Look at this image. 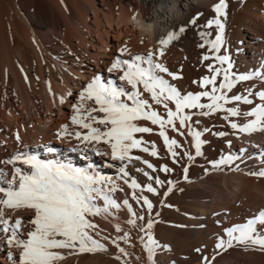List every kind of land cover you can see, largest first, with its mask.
<instances>
[{"label":"bare ground","instance_id":"bare-ground-1","mask_svg":"<svg viewBox=\"0 0 264 264\" xmlns=\"http://www.w3.org/2000/svg\"><path fill=\"white\" fill-rule=\"evenodd\" d=\"M67 1L68 0H0V91L6 89L3 91H7V94H5L7 96L9 95V100L11 99L10 101H8V99L7 101L5 99L3 102L1 101L0 109L4 108V106L16 107V105L19 106V104L24 102L25 96L29 93L28 84L32 86V92L34 94L33 101L31 102L32 109H38L39 104L43 102V98L38 95L39 92L36 89L37 86H40L39 80L41 79H39L37 75L39 71H43L60 80L57 71L54 69L53 64L48 61V57L44 55V51L41 49L42 47L40 45L43 46L46 52L48 51L50 54H53L52 56H57V58L61 59L69 57L73 58L75 61L77 60V55L67 44L62 41L54 44L51 41L52 37H55L54 35L63 33L67 29L54 8L55 6L53 3L57 2L59 3V7L63 8L65 7L63 5H65ZM112 1L114 2L116 0ZM117 1L120 2L119 4L125 2L127 5V8L121 7L120 12H117L121 21L135 18V24L140 27L137 36H143L146 38L150 46H157V50L161 48V45L159 44V39L161 37L166 36L169 31H179L181 25L192 20L194 17H196L197 20L199 19V21L201 20L202 23L206 25L209 19L215 17L216 14L213 10V5L218 3V0ZM226 2L228 4L226 10L227 17H221V20L225 25L224 30L230 24H235V27L233 28H236V23L239 22L241 24V27L239 28L241 29L237 36H239L241 41L247 43L254 41V44L257 43L256 40H262L263 42L264 0H226ZM93 11L96 14V10L93 9ZM109 12L110 14H113L112 10ZM69 15L71 19L75 22L77 21L74 12L70 9ZM210 28H212V31H217L215 25H212ZM41 32L44 34L43 43H39L41 40H37L40 35H42L40 34ZM60 35L62 38V34ZM61 38L60 40H64ZM143 42H146V40ZM170 44H172V42ZM170 44L167 46H171ZM251 46L245 45V48ZM252 48L256 50L252 52V55L255 56V53H258L260 54V58L263 59L262 55L264 53H260V49L258 50L257 47ZM173 49L174 48L171 50L174 51L176 48ZM167 51H170L169 47H165L164 52ZM229 53L227 54L229 55ZM223 55H225V53H223ZM186 56L187 55L183 57L177 54L174 61H171L172 63L169 64V66L174 68L173 70H175V72H179L178 70L182 71L183 74L180 75L182 78L179 81H172L171 78L168 79V77L166 79L176 85L178 89L182 90V93L188 91L195 93L205 90L200 88L198 83H194V80L198 82L202 77L210 75V71H204V66L201 68L198 64L196 67L194 62L188 59L190 56H188V58ZM249 61L254 62V59L249 58ZM231 62L233 63L231 70L235 73H247L252 69V65L249 63L244 65L238 64L239 58L235 54L232 56ZM192 63L195 66H191ZM261 64H264V60ZM223 67L226 68L227 64L223 65ZM201 69L203 70L202 73L200 72ZM218 79H222V76L218 77ZM14 85H16L17 90L8 91V88H12ZM210 87L211 86H209V88ZM246 88H252L253 92L258 91L264 88V81L254 78L251 81L243 82L233 89V93L246 94ZM231 94L232 93H230V95ZM251 98L254 103L259 102L258 98ZM150 99L151 97L149 96L148 100L152 105V108L161 116L166 117V110L163 105H157L154 107L152 104L153 101ZM201 102L207 103L208 100L207 98H202ZM167 103L168 107L173 110L175 109V105L172 102L168 101ZM235 105L236 102H230L226 107ZM239 107L241 111H245L252 106L241 103ZM186 111L196 112L193 119L199 121V123L192 124V127L194 130L201 131L202 139L206 141L201 147V155L199 156L195 155L194 148H190L192 146V137L188 134L187 127L180 128L178 121L176 122V127L180 128V132L174 131L170 126L166 128L169 138L176 139L179 144V147L174 148L178 153L175 158L170 155L168 148L164 144L163 138L159 136V126L153 125L151 121L148 120H143L142 126L149 127L152 131L138 134L137 138H142L145 142L142 146H147L149 148L152 147V142H154L155 148L158 152L157 156H152L149 152H144L139 148L140 152L138 154L130 155L133 157L139 156L141 157V160H132L129 163L128 161H113L111 159V153L105 152L99 155L100 159L98 164L95 163L96 160H94L91 155H87V157L84 156L82 158L84 162L76 160L72 157L75 153L74 145H66L67 148L64 151L65 157L61 160L70 162L74 166L78 164L77 167H89V164L87 166L88 162L95 163V167H92L93 165L91 166L93 170L110 177L114 181L120 179L126 184L127 188L125 187V190L119 191L120 193L118 195L112 194L113 198L118 202L127 199L132 206V211L135 212L137 216H144L145 220L137 219L135 225L128 224L126 221L130 218V213L127 207L121 204V207L118 210H113L115 212L114 217L108 216L107 218L104 217L105 219L103 218L107 221V224H105L104 221V223L101 221L102 224H98V221L93 219L94 223L100 230L98 234L95 232L96 234L93 236L105 245L106 250L75 253L72 255H67L68 250H58L63 252L66 256V259L60 261L59 264H134L137 263V261L139 264L242 263V258L240 259L242 255L240 256L238 254L240 257L235 255L233 258L236 259L233 261L230 259L231 256L227 254L221 255L220 253L223 249H217V240L218 238L222 237L224 239L226 237L224 231L226 228L235 224L245 223L248 219L253 218L261 209H264V198L260 199L258 205H256V203L255 206H253V211L251 210L252 213L249 214V212H247L248 216L246 218L237 217L235 219L220 221V217H213L212 221L207 223L206 218L212 216L213 214L211 211L216 208L218 209L219 206H228L232 208L233 203L239 204V209L245 212L247 205L246 200H248V198H253L254 195L258 196L259 192L264 191V175H259L261 171H264V132H256L252 134L238 133L232 135L231 133H233L234 130L231 129L229 120L241 122L248 119L247 117H230L229 120H225L224 117L226 113L223 111L213 113L209 116L199 115V110ZM1 116H3V113ZM40 126L44 128L45 125L40 123ZM22 128V131L24 132L22 134L25 138L23 148L29 152L30 147L34 146L35 149L38 150L41 141L39 133L44 132L46 129H40V127H37L30 130L29 128H24V126ZM205 128L210 129L211 131L204 132L203 130ZM217 131H224L229 133V135L220 137L215 135ZM181 132L183 135L180 134ZM63 135L64 134H62V136ZM140 135H142V137ZM228 140L232 141L231 146L227 143ZM43 143H46L48 148L50 147L53 149L52 152L46 151V154L48 155H44L43 159L51 160L52 157L56 158L55 153L59 155L60 152L63 151L61 149L62 147H54L45 140ZM15 147L16 146H14L13 149ZM85 148L92 150L88 147ZM241 149H244V151L241 152ZM185 153H190L194 159L190 161L188 157L184 155ZM228 153L238 156L239 158L235 159L231 164L213 167V164L211 163L212 161H216L220 159L221 156ZM60 158L61 157H58V159ZM143 160H147L153 164L155 170L147 168L143 163ZM125 165L129 172L128 177H122V174L119 172V168ZM162 165H167L172 171H161L160 168ZM23 167H25V165H23ZM185 167L188 168L187 174L184 172ZM137 169H143L153 177L158 176L164 181V184L156 185L154 180H149L143 172L137 171ZM185 175L188 177L187 180L184 179ZM133 178L142 185L153 183V186L157 188V192L153 194L145 190L141 193L140 190L132 189L129 185ZM126 180L128 183L125 182ZM169 181H172L173 183L170 185L168 183ZM169 187H172V191L165 196L164 193L167 192ZM134 191L136 192V195H147L152 201L153 209L150 214L146 207L143 206L142 202L138 203L133 198L132 194ZM188 192L192 193V195L186 196ZM173 193L183 196L186 201H184L185 204L183 203L185 205L184 209H180L183 215L181 216L182 218L179 217L180 219L178 218V220L174 222L173 228H170L171 230L173 229V231L170 229V231H168L166 228L168 232L166 233L167 235H165L166 231L164 230L166 229H162V225L158 223L160 221V216L157 215V213L159 214L163 209L168 208L169 205L171 207L169 196ZM161 201H163V203H161ZM12 212L14 213L11 214ZM7 213L9 214L7 217H11L13 220L17 217H21V214H26L25 216L27 217L24 219L26 228L29 227L28 220L31 218L30 216L34 215L32 210L26 208L22 210L6 209L5 215ZM148 219L154 221L151 232L154 239L160 244V248L156 249L151 256L141 239V237H143L144 240L147 239L145 233L141 231V228L145 225ZM117 224L120 226V231H117L115 228V225ZM258 229L260 230V226H258ZM175 232H177L180 238H182V242L178 243L174 240ZM125 233L128 234L127 242L124 240H117V243L121 248L125 249L127 255L120 253L116 244L112 243L113 239L123 236ZM1 236L6 237L4 234ZM105 237H107V239H105ZM165 245H167V247H164ZM258 248L260 247L258 246ZM197 249H199V251H197ZM262 250L264 251V249ZM117 256H119L120 259H116ZM243 256L245 255L243 254ZM248 257H250L249 254ZM248 257L246 256L244 257L245 259L243 258L247 261L246 264H253V257L252 259H248ZM257 263L264 264V261L258 260Z\"/></svg>","mask_w":264,"mask_h":264},{"label":"snow or ice","instance_id":"snow-or-ice-1","mask_svg":"<svg viewBox=\"0 0 264 264\" xmlns=\"http://www.w3.org/2000/svg\"><path fill=\"white\" fill-rule=\"evenodd\" d=\"M228 4L226 0H218L213 5L215 17L209 19L205 25L206 28L212 25L216 26L217 32L215 39H209L210 33L200 32L199 35L204 43L198 45L204 48L209 46L211 56L205 54L202 60L213 59L219 63V67L214 63L207 65L210 75L202 77L198 82L203 91L182 93L176 85L172 84L167 76L172 80L182 78L179 73L172 72L165 64L158 62V57L164 54V47L177 40L186 28L182 26L179 31H169L166 36L159 39L161 48L157 53L149 50L147 54L131 55L129 59L117 57L108 69V72L121 70L120 81L131 85V90L125 88L122 84L114 83L112 80H102L100 75L94 76L90 82L83 88L79 94V103L73 105L74 115L71 122L83 129L86 133L76 132V138L82 144L105 143L111 149V159L113 161L141 160L139 156H131V149L141 148L144 152H149L152 156H157L158 152L154 142L152 147L142 146L145 144L142 138H137L136 133H148L152 129L146 126H140L136 123L141 119L151 121L153 125L159 126V136L163 138L165 146L171 156L174 158L178 153L174 150L179 147L176 139H170L166 128L170 126L174 131L180 132V128L187 127L188 134L192 137V147L195 149V155H201V147L206 143L202 139V132L194 130L192 124L199 123L193 117L195 111L199 110V115L209 116L213 113L223 111L226 113L224 119L230 117H247L248 119L237 122L229 120L232 135L252 134L264 132V88L253 92L252 88H246L245 93H233V89L243 82L251 81L254 78L264 81V68L253 69L247 73H235L231 69L233 63L228 55H218L223 44V33L225 25L221 17H227ZM200 15V14H198ZM197 18L194 17L190 24H196ZM121 54L127 52V48L119 49ZM154 56L157 59H154ZM227 64V67L223 65ZM222 79H218L221 77ZM143 86V91L150 94L151 100L157 105H163L166 110V117L161 116L152 108L149 100L143 98V93L139 86ZM208 86H211L210 88ZM230 93H232L230 95ZM251 97L258 98V103H254ZM202 98H207V103H202ZM85 101H94L96 107H86ZM168 101L175 105V109L168 107ZM230 102H236L235 106H228ZM251 105L248 110L241 111L239 105ZM102 113V116L93 113ZM179 122L180 128L176 127ZM192 122V123H188ZM95 124L103 125V128L95 127ZM67 125L61 126V135L67 133ZM204 132H210L205 128ZM183 135V133H180ZM215 135L220 137L228 136L229 133L217 131ZM17 139L19 137L17 136ZM227 143L231 146L232 141ZM27 147V146H25ZM52 152V148H47ZM84 151H88L87 148ZM244 149H241L243 152ZM191 161L194 157L190 153H185ZM231 153L225 154L216 161H212L213 167L231 164L238 159ZM19 161L27 167H16ZM175 162V161H174ZM4 163L14 165L11 173L0 169V233L6 236V243L9 247L20 249L18 260L12 252L8 253V258L13 264H59L65 260L66 256L58 250H68L67 255L83 252H95L106 250L105 245L95 239L92 231L98 226L89 217L115 216L113 210H118L123 206L127 207L130 218L126 221L128 224L135 225L136 220H145L144 216H137L132 211V206L127 199L118 202L111 195L117 191L118 186L110 177L102 175L100 172L89 167H77L70 162L63 160H45L39 158L37 154L27 152H16L8 157ZM143 163L149 169L155 170L153 164L147 160ZM161 171L170 172L172 169L167 165H162ZM143 172L149 180H154L156 185H163L158 176L153 177L143 169H137ZM122 177H128L127 166L119 168ZM185 174L188 168H184ZM259 175H264L261 171ZM11 176V178H8ZM184 179H188L187 175ZM128 183V181H125ZM170 185L172 181L168 182ZM134 190L147 191L155 194L157 188L153 183L141 184L136 179H131L130 185ZM122 190V189H120ZM172 191L169 187L165 196ZM133 198L142 202L149 214L153 209V203L147 195H136L133 192ZM97 201H102L98 203ZM163 203V201H161ZM170 206V205H169ZM30 209L34 215L28 220L29 227L24 224V217H17L13 220L5 215L6 209ZM157 215H159L157 213ZM154 221L148 219L141 231L145 233L147 239L144 240V246L149 255L160 248L159 242L154 239L151 229ZM260 226V230H258ZM117 231L120 226L115 225ZM26 231V235H25ZM227 239L218 238L217 249L230 248L235 242L237 245L250 244L264 249V209H261L253 218L245 223L235 224L226 228ZM98 234V233H97ZM128 234L116 237L112 243L116 244L119 252L127 255L124 248H121L117 240L127 242ZM107 239V237H105ZM164 247H167L165 245ZM199 251V249H197ZM116 259H120L119 256Z\"/></svg>","mask_w":264,"mask_h":264},{"label":"rangeland","instance_id":"rangeland-1","mask_svg":"<svg viewBox=\"0 0 264 264\" xmlns=\"http://www.w3.org/2000/svg\"><path fill=\"white\" fill-rule=\"evenodd\" d=\"M56 3L55 2L53 3V5L55 6L54 8L61 17L67 29L63 33L54 35L55 37H52L51 41L54 44L55 43L57 44L59 41L64 42L65 44L68 45V47L72 49V51L77 55L78 58L76 61L73 60V58H69V57L65 59L57 58V56H52L53 54H50L48 51L47 53L46 50L43 48V46L40 45L42 47L41 49H43L44 51V55L48 57V61L53 64L54 69L57 71V74L60 77V80L43 71H39L37 75L41 80H39L40 86H37L36 89L39 92L38 95L43 98L42 100L43 102L39 104L38 109H34V110L32 109L33 107L31 105V102L33 101L34 94L32 92L33 90L30 84H28L29 93L27 96H25L24 102L19 104V106L16 105V107L4 106V108L0 109V169H4L8 173L12 172L14 165L4 163V161L8 157L15 154L16 152H27L31 154H37L39 158L42 159L44 155L45 156L48 155L46 154L48 145L46 143H43L44 140L52 144L54 147L55 146L60 148L62 147L61 149L63 151L60 152L59 155L55 153L56 158L52 157L51 160L64 159L63 158L65 157L64 151L67 148L66 145L69 146L71 144L74 145L75 153L72 155L73 158H75L78 161L84 162L82 158L84 156L87 157V155H91L92 158L96 160L95 163L99 164V159H100L99 155L105 152L111 153V149L108 144H105L103 142L98 144L97 143L82 144L76 138L75 136L76 132L86 133L87 129H83L78 125L72 124L71 117L74 115L73 105L79 103L80 92L96 75H100L102 80L105 81L112 80L114 83L122 84L128 90H131V85H128L126 82L119 80V76L122 74L121 70L117 69L111 73L108 72V69L111 66L112 62L117 57H120L121 59H129L131 55H135L138 53L147 54L149 50L153 51L154 53H157V48H156L157 46L155 47L150 46L146 38H144L143 36L142 37L137 36L140 27H138L137 24H135L136 22L135 18L121 21L120 17H118L120 8L121 7L127 8L125 2L119 4L120 2H118L117 0L114 2L112 0H68L67 3L65 2L66 4L63 5L65 6L63 8L59 7V3L57 4ZM69 9L74 12L77 18L76 22L70 18ZM93 9L96 10V14L94 13ZM111 10L113 11L112 12L113 14H110L109 11ZM231 25L232 24L228 25V27L224 30L223 44L218 54L223 55V53H225V55H228L227 53L230 52L231 54L229 53V55L231 56L230 57L231 60H232V56L235 54L239 58L238 64L244 65L249 63L250 65H252L251 70L264 68V64H261L264 60V54L262 55L263 59L260 58L259 56L260 54L258 53H255V56L252 55L253 54L252 52L256 51L252 47H257L258 50L260 49V53H264V43H263L264 41L262 42V40H256L257 41L256 44L253 43L254 41L253 42L251 41L249 43L243 42L239 39V36H237V34L241 29L239 28L241 27L240 26L241 24L239 22L236 23V28H233L235 27V24H233L232 26ZM182 26L186 28L185 32L182 33L177 40L172 42L173 45L170 44L171 46H166L169 47V50L171 52L170 51L164 52L165 56L164 55L159 56L158 62L165 64V66L168 67L170 71L175 72V70H173L174 68L169 66V64L174 61L176 55L178 54L183 57L187 55L186 56L187 58L188 56H190L188 59L194 62L196 67L198 65L201 68L202 66H204L203 70L206 72H209V69L207 67L208 63L210 64L214 62L215 65L217 64L216 66L219 67L220 66L219 63H216L213 59L211 60V58L207 61L202 60V57L205 54L211 56L209 46L205 45L204 48L198 46L201 43H204V41L201 39L199 35L200 32L207 31L211 34L209 39H215V35L217 31L216 30L212 31L211 30L212 28L210 27L206 28L204 23H202L201 20L199 21V19L197 20L196 24H190L188 21L187 23L181 25V27ZM40 34H42V32ZM60 34H62L63 36L62 38ZM43 35L44 34L40 35V37L37 39L38 41L41 40L39 43H43L44 41ZM60 38L64 40H60ZM145 40L147 43L143 42ZM245 45H250V46L252 45V46L245 48ZM124 47L127 48V52L121 54L119 52V49ZM172 48L174 49L176 48V49L175 50L173 49L174 51H172L171 50ZM249 58L254 59V62L249 61ZM154 59H157V57L154 56ZM194 64L192 63L191 66H193ZM203 70L201 69L200 72L202 73ZM178 71L179 72L177 73H179V75L183 74L182 71L180 70ZM164 75L165 78L167 77L168 79L171 78L166 74ZM180 79L172 80L171 78L172 81H179ZM3 90L6 89H2L0 91V105H1V101L3 102L4 99L6 101L7 99L8 101L11 100V99L9 100V95L8 96L6 95L7 91H3ZM9 90L11 91L17 90L16 85L12 86V88H8V91ZM64 90L66 93L64 92ZM139 90L143 93V98L148 100L150 95L143 91L142 85L139 86ZM152 104L154 107L157 106V104H155L154 102ZM85 106L89 108L96 107L94 101H85ZM2 113L3 116H1ZM93 114L97 116L103 115L102 113L99 112ZM142 122L143 119L136 121V123L139 124L140 126H142ZM40 123L42 125L43 124L45 125L44 128L40 126ZM62 125L68 126L67 133L64 134L63 136L60 134L62 131L61 129ZM23 126L24 128L26 129L29 128L30 130H32V128H37V127H40V129L41 128L46 129L44 132L42 133L40 132L41 134L39 133V137L41 141L38 150H36L34 146L30 147L29 152L23 148L24 146L23 143L25 140L24 135L22 134L24 133L22 131ZM94 126L100 128L104 127L103 125H99V124H95ZM138 134L141 133H136L135 136L137 137ZM17 136L19 137V139H17ZM140 136L142 137V135ZM14 146L16 147L13 149ZM85 147L91 148L92 150L84 151ZM190 148L193 149L192 146ZM139 152H140L139 148H134L131 149L130 154H138ZM58 157L61 158L58 159ZM45 160H49V159H45ZM95 163L88 162L87 166L89 164V166L93 165L92 167H95L96 166ZM15 166L23 167V165L19 161L16 162ZM76 166H78V164ZM8 178H11V176H9ZM115 183L118 186V189L117 191L112 193L113 195H118L120 193L119 191H123L127 188L126 184L122 182L120 179H116ZM258 194H259L258 196L254 195L253 198L250 199L248 198V200H246L247 205L245 212L241 211L239 209L240 208L239 204L236 203L235 204L233 203V205L231 204L232 208L228 206H224V207L219 206V208L217 209L216 207H214L216 209L214 208H213L214 210L212 209L213 211L211 212L213 215L211 214L212 216L206 218L207 219L206 223L211 222L213 217L216 218L220 217L219 218L220 221L227 219H235L237 217L246 218L248 216L247 212H249V214L252 213L253 206H255L256 203H257L256 205H258L260 203L259 202L260 199L264 198V191H261ZM191 195L192 193L188 192L186 196H191ZM182 197L183 196L174 193L171 194V196H169L171 207L169 206L168 208L163 209L162 212H159L160 221L158 223L162 225L163 227L162 229L167 228L168 231H170L171 230L170 228H173L174 226V222L177 221L179 217L183 216L180 209L182 210L184 209L185 206L184 201L186 200H184V197L183 198ZM97 202L102 203V201H97ZM13 213L14 212H12L11 214ZM7 215L9 214L7 213L6 216ZM25 215L26 214H21V217H24L25 219V217H27ZM89 218L90 219L92 218L91 220L94 219L98 221V224H102L101 221L102 222L104 221L105 224H107V221L104 220L105 218L103 216H96ZM163 220L165 222L169 221L167 222L168 224L165 223ZM167 229L164 230L166 231L165 235H167L166 234L168 232ZM99 231L100 230L97 227L95 230L92 231L93 232L92 235H95ZM171 231H173V229ZM2 234L3 233L0 234V259H2L0 260V264H13V262L8 258V253L12 252L15 258L18 260L20 249L15 247H9L6 243V237H2L1 236ZM25 235H26V231H25ZM174 235H175L174 236L175 241H177L178 243L182 242V238H180L177 232H175ZM224 239L226 240L227 236ZM220 254L221 255L227 254L231 256L230 257L231 261L236 259L233 258L235 257V255L237 256L242 255L241 257L239 256L240 259L242 258L241 264H246L247 261L244 260L245 259L244 257L246 256L248 257V254L250 256L248 257V259H252L253 257V264L254 263L256 264L258 260L264 261V251L261 248H258V246H254L250 244L237 245L234 242L232 247L224 248ZM243 254L245 256H243ZM134 264H139V263L137 261V263Z\"/></svg>","mask_w":264,"mask_h":264}]
</instances>
